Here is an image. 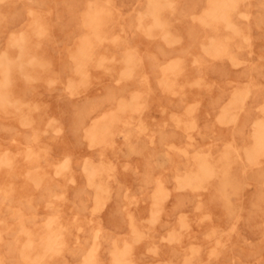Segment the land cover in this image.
Wrapping results in <instances>:
<instances>
[{
    "label": "rangeland",
    "instance_id": "374dc122",
    "mask_svg": "<svg viewBox=\"0 0 264 264\" xmlns=\"http://www.w3.org/2000/svg\"><path fill=\"white\" fill-rule=\"evenodd\" d=\"M261 106L264 0H0V264H264Z\"/></svg>",
    "mask_w": 264,
    "mask_h": 264
},
{
    "label": "bare ground",
    "instance_id": "6f19581e",
    "mask_svg": "<svg viewBox=\"0 0 264 264\" xmlns=\"http://www.w3.org/2000/svg\"><path fill=\"white\" fill-rule=\"evenodd\" d=\"M169 1H170V0H169ZM147 2H148V1H147ZM172 2H173V1H172ZM157 4H158V3H157ZM159 5H160V3H159ZM157 7H158V5H157ZM148 8H149V7H148ZM152 11H153V10H152ZM139 13H140V12H139ZM155 13H156V12H155ZM155 15H156V14H155ZM155 17H156V16H155ZM157 18H158V17H157ZM2 21H3V20H2ZM212 21H213V20H212ZM161 22H162V21H161ZM225 23H226V22H225ZM89 24H91V23H89ZM229 24H231V23L229 22ZM232 24H233V23H232ZM151 25H152V24H151ZM208 25H209V24H208ZM152 26H153V25H152ZM42 27H43V26H42ZM234 30H235V29H234ZM42 31H43V29H42ZM45 31H46V30H45ZM239 32H240V31H239ZM116 35H117V34H116ZM169 37H170V36H169ZM226 37H227V36H226ZM224 38H225V37H224ZM166 39H167V38H166ZM213 39H214V38H213ZM246 41H247V40H246ZM212 46H213V45H212ZM219 46H220V45H219ZM18 48H19V47H18ZM203 49H204V48H203ZM205 49H206V48H205ZM5 50H6V49H5ZM5 50H4V51H5ZM213 52H214V50H213ZM214 58H215V57H214ZM102 59H103V58H102ZM130 59H131V58H130ZM230 59H231V58H230ZM36 60H37V59H36ZM17 61H18V60H17ZM241 63H242V62H241ZM244 63H245V62H244ZM18 64H19V63H18ZM81 64H82V63H81ZM101 64H102V63H101ZM18 67H19V66H18ZM85 70H86V69H85ZM85 70H84V71H85ZM123 71H124V70H123ZM123 73H124V72H123ZM126 74H127V73H126ZM127 76H128V75H127ZM125 77H126V76H125ZM2 82H3V81H2ZM53 82H54V81H53ZM81 83H82V82H81ZM83 83L85 84L86 82H83ZM6 84H7V83H6ZM74 84H75V83H74ZM117 84H118V83H117ZM9 88H10V87H9ZM67 88H68V87H67ZM242 92H243V91H242ZM139 94H140V93H139ZM139 94H137L138 97H139ZM134 95H135V94H134ZM241 95H242V94H241ZM3 96H4V95H3ZM242 96H243V95H242ZM242 96H241V97H242ZM127 97H128V96H127ZM134 97H135V96H134ZM233 98H234V97H233ZM136 99L138 100V98H136ZM236 99H237V98H236ZM241 99H242V98H241ZM238 100H239V99H238ZM17 101H18V100H17ZM129 102H130V100H129ZM133 102H134V101H133ZM235 102H236V101H235ZM15 103H17V102H15ZM130 103H131V102H130ZM143 103H144V102H143ZM12 104H13V103H12ZM138 104H140V103H138ZM121 105H122V104H121ZM130 105H131V104H130ZM130 105H129V106H130ZM135 105H136V104H135ZM141 105H142V104H141ZM35 107H36V106H35ZM132 107L135 108V106H132ZM132 107H131V108H132ZM37 108H38V107H37ZM125 108H126V107H125ZM262 108H264V106H263V107L261 106V109H259V110H261L262 113H264V112H263L264 109L262 110ZM123 109H124V108H123ZM134 110H135V109H134ZM259 112H260V111H259ZM151 113H152V112H151ZM169 113H170V112H169ZM188 114H189V113H188ZM112 116H113V115H112ZM114 117H115V116H114ZM158 117H159V116H158ZM256 120H257V119H256ZM259 120H261V119H259ZM108 121H109V120H108ZM257 121H258V120H257ZM255 122H256V121H254V123H255ZM258 122H260V121H258ZM258 122H256V123L258 124ZM50 124H51V123H50ZM103 124H105V123H103ZM263 124H264V123H263ZM261 125H262V124H260V126H261ZM60 126H61V124H60ZM101 126H102V125H101ZM254 126H255V125H254ZM99 127H100V126H99ZM258 127H259V125L256 126V128H258ZM141 129H142V128H141ZM258 129H262V128H258ZM108 130H109V129H108ZM108 130H107V131H108ZM142 130H143V129H142ZM37 131H38V130H37ZM254 131H255V130H254ZM254 131H253V132H254ZM54 132H55V131H54ZM99 132H100V131H99ZM104 132H105V131H104ZM141 132H142V131H141ZM257 132H258V131H257ZM260 132H261V131H260ZM262 133H263V132H261V134H262ZM261 134H260V135H261ZM112 135H113V133H112ZM252 135H253V134H252ZM258 135H259V134H258ZM260 135H259V136H260ZM255 136H256V135H255ZM259 136H258V137H259ZM111 137H112V136H111ZM253 137H254V136H253ZM262 138L264 139V136H263ZM254 140H255V139H254ZM257 140H258V139H257ZM258 142H259V141H258ZM263 143H264V141H263ZM258 144H259V143H258ZM260 144H262V143L260 142ZM260 146H261V145H260ZM260 146H259V147H260ZM255 149H256V148H255ZM246 154H247V153H246ZM4 159H6V158H4ZM69 160L71 161L70 158H69ZM63 161H64V160H63ZM58 165H59V164H58ZM86 165H87V164H86ZM200 165H202V164L200 163ZM68 166H69V163H68ZM203 166H204V165H203ZM97 167H98V166H97ZM198 167H199V165H198ZM199 168H200V167H199ZM199 168H198V169H199ZM97 169H98V168H97ZM199 170H200V169H199ZM190 172H191V171H190ZM29 173H30V172H29ZM202 173H203V172H202ZM186 174L188 175V173H186ZM189 174H191V173H189ZM193 174H195V175L197 176L196 173H193ZM187 175H186V177H187ZM191 175H192V174H191ZM95 176H96V175H95ZM189 176H190V175H189ZM198 176L200 177V175H198ZM198 176H197V179H199ZM111 177H112V176H111ZM183 177H184V176H183ZM190 177H191V176H190ZM200 178H201V177H200ZM204 178H205V177H204ZM184 179H185V178H183V180H184ZM190 179H191V178H189V181L187 180L188 183L190 182ZM35 180H36V179H35ZM178 180H179V179H178ZM180 180H181V178H180ZM183 180H181V181H183ZM194 180H196V178H193L192 181H194ZM181 181H180V182H181ZM200 181H202V180H200ZM185 182H186V181H185ZM185 182H184V183H185ZM196 182H197V180H196ZM37 183H38V181H37ZM40 183H41V182H40ZM40 183H39V184H40ZM184 183L182 182V185H183ZM188 183H187V184H188ZM194 183H195V182H194ZM197 183L200 184L199 182H197ZM197 183H196V184H197ZM263 183H264V182H263ZM179 184H181V183H179ZM187 184H186L185 186H187ZM161 185H162V184H161ZM188 185H189V184H188ZM189 186H191V185H189ZM160 187H161V186H160ZM179 187H181V185L178 186V188H179ZM182 187H183V186H182ZM197 188H198V185H197ZM103 191H104V190H103ZM163 195H164V194H163ZM168 196H169V195H168ZM162 199H163V198H162ZM99 201H100V200H99ZM138 201H139V200H138ZM129 214H130V213H129ZM158 217H159V216H158ZM182 222H183V221H182ZM148 223H149V222H148ZM136 239H137V238H136ZM136 239H135V240H136ZM218 246H219V245H218ZM128 248H129V247H128ZM49 254H50V253H49ZM191 256H192V255H191ZM124 258H125V257H124ZM187 262H189V261H187Z\"/></svg>",
    "mask_w": 264,
    "mask_h": 264
}]
</instances>
